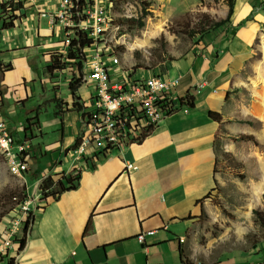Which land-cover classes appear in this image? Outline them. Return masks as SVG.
I'll list each match as a JSON object with an SVG mask.
<instances>
[{
    "label": "crops",
    "instance_id": "1",
    "mask_svg": "<svg viewBox=\"0 0 264 264\" xmlns=\"http://www.w3.org/2000/svg\"><path fill=\"white\" fill-rule=\"evenodd\" d=\"M236 2L226 35H222L216 45L191 49L164 66L162 76L177 82L176 94L181 100L187 94L194 98L193 109L182 107L156 126L142 143L110 150L104 159L97 158L98 153L90 150L85 159L76 164L82 172L79 188L41 203L33 212L34 219L26 232L24 227L20 229L14 248L1 256L0 264H182L187 260L185 238L192 226L191 219L202 215L205 198L215 189L218 149L226 153L238 148L231 138L258 137L245 122L228 123L231 114L243 119L248 115L241 101L231 94L235 87L243 85L253 91L248 69L251 72L255 69L253 80L257 88L254 90L262 99L257 90L262 73L257 72L252 63L257 54L264 55V35L260 30L264 25L262 0H242L238 13ZM53 3L54 0H39L38 6ZM41 20L35 8L26 4L16 27L33 24L26 27L23 53L34 49L35 39H50L51 42L41 43L34 52L37 59L43 58L47 63L48 54L57 51L60 39L52 32L48 21L47 30L41 33ZM16 39H19L18 33ZM23 53L0 62L12 66L11 71H0V117L4 89L36 82L29 64L21 65L19 56ZM18 69L21 71L14 74ZM14 75L16 80L11 82ZM61 76L53 79L62 81ZM43 77L49 82L53 80L46 66ZM65 84L68 87V83ZM60 89V86L59 90L51 89V102L55 94L63 104L59 109L55 102L59 115L45 124L57 126L60 121L61 136L55 145L46 149L53 155L45 169L32 171L31 164L34 150L30 142L43 137L44 124L40 123L39 114L40 127L24 136V142L30 145L29 170L24 179L35 178L36 196L40 194L37 185L43 179L51 177L58 181L73 171L71 150L82 131L84 115L94 105L92 82L80 83L76 92L79 104L84 106L82 111L73 109L71 93L62 95ZM209 112L219 114L221 122L210 119ZM129 165L132 167L128 168ZM26 193L30 197L27 190ZM142 234L143 243L138 240ZM237 253H227L214 264H222V261H226L223 264H264L262 252L255 254L260 255L255 261L254 254L240 250Z\"/></svg>",
    "mask_w": 264,
    "mask_h": 264
},
{
    "label": "rangeland",
    "instance_id": "2",
    "mask_svg": "<svg viewBox=\"0 0 264 264\" xmlns=\"http://www.w3.org/2000/svg\"><path fill=\"white\" fill-rule=\"evenodd\" d=\"M109 1L111 26L103 39L106 43L105 50L119 59L121 69L150 70H138L140 76H162L168 62L183 56L191 49L205 47L207 44L216 45L226 35L230 23L201 35L203 27L206 28L208 23L221 22L227 18L226 0ZM241 2L242 0L236 2L237 13L240 12ZM260 6L264 11V0ZM47 21V18H42L39 26L41 33L47 30ZM26 27H33V24L27 23L19 29L15 27L6 31H1L0 27V62L23 53L21 47L24 44L23 37L27 34ZM260 30L264 35V25L260 26ZM17 33L19 39H16ZM136 41L144 42L145 47L133 48ZM48 42H51L50 39H35L34 49L19 56L22 57L21 65L24 62L29 64L36 82L25 86L15 84L4 89V106L1 112L15 143L24 142L27 121L39 114V121L44 124L43 137L30 142L35 152L31 151L32 171L45 169L49 165L53 154L47 153L46 149L55 145L61 136L60 121L57 126L49 123L46 125L54 120L57 110V104L51 102V89L59 90L60 86L62 95H70L65 84L69 83L70 77H66V73L61 76L62 81L44 80L46 63L43 58L37 59L34 54L41 43ZM259 44L257 40L258 50ZM257 56L252 63L257 72L262 73L257 89L262 99L257 97L254 90L257 82L253 80L255 69L251 67L253 72L248 69V79L253 81V91L243 85L235 87L231 93L236 96L235 99L241 101L240 104L244 105L248 115L243 119L231 114L228 119L230 124L234 121L249 124L252 132L258 136L256 144L239 141L236 137L231 138V142L238 145V148L226 153L218 149L219 164L215 173L217 184L213 194L205 199L203 214L191 219L192 226L185 238L186 261L190 264H214L227 253L238 254L237 250L254 254L253 261L260 259V255H255L257 252L264 253V227L257 216L261 214L264 220V167L260 166L258 159L259 155L264 159V55ZM17 71L21 69L14 74ZM16 77L14 75L10 81H15ZM24 177L13 174L0 154V231L10 223V212L17 208L16 204L25 194L27 196L26 190L30 198L38 197L41 200V192L39 196L34 193L35 178ZM258 188L261 190L258 191ZM223 263L226 261H222Z\"/></svg>",
    "mask_w": 264,
    "mask_h": 264
},
{
    "label": "built area",
    "instance_id": "3",
    "mask_svg": "<svg viewBox=\"0 0 264 264\" xmlns=\"http://www.w3.org/2000/svg\"><path fill=\"white\" fill-rule=\"evenodd\" d=\"M26 4H31L40 18H47L52 32L60 39L57 50L63 56L67 55L71 37L77 31L86 33L94 42L85 52L87 61L81 77V83L94 85V105L84 115L82 131L71 150L73 171H80L76 164L84 160L90 150L93 154L122 150L181 110L176 81L161 75L140 76L138 70L121 69L119 59L105 50L103 39L111 26L109 0H54L46 6H38L39 0H0V17L14 15L17 23ZM29 149L27 142H14L6 122L0 117V154L13 174L22 177L28 172ZM45 179L37 185V190L40 191ZM40 206L38 197L27 196L17 213L11 214L10 223L0 231V256L14 248L17 233ZM138 240L143 243L144 235Z\"/></svg>",
    "mask_w": 264,
    "mask_h": 264
},
{
    "label": "trees",
    "instance_id": "4",
    "mask_svg": "<svg viewBox=\"0 0 264 264\" xmlns=\"http://www.w3.org/2000/svg\"><path fill=\"white\" fill-rule=\"evenodd\" d=\"M227 6H228V13L227 18L221 22L217 23H208V25L203 27V31L201 35L208 34L211 30H215L217 28H221L227 23H229L230 18L233 14L234 4L235 0H226ZM18 18L14 15H10L7 18L0 17V27L1 31L11 30L15 28V23ZM132 22V21H131ZM211 29V30H210ZM94 42L88 36L86 33L77 31L73 34L70 40V46L67 51V55L63 56L60 52L53 51L48 54V60L46 63V72L48 76L53 79L57 75H63L64 73H70V81L68 83V89L73 97V109L77 111L83 110V104L81 103L80 99L77 97L76 92L80 88L81 83V77L83 76V68L87 61V58L85 56L86 50L90 49L93 46ZM12 70V66L10 64H1L0 63V71L1 72H8ZM135 70V69H134ZM137 70H143L146 72H150L149 69L146 68H140ZM54 94V102L58 104L59 109H61V106L63 105L62 102L55 98ZM2 104V94L0 92V105ZM60 105V106H59ZM180 106L185 107L187 109H193L194 107V98L190 96L189 94L186 95V97L182 100H180ZM55 115H59L58 112ZM208 116L210 119H212L215 122L220 123L221 122V116L217 113L209 112ZM40 127L37 114L33 119H30L27 121V127L25 128V133L27 134L32 133L33 129H38ZM154 130V128H150L148 132L144 133L140 140L135 142L134 144H140L142 143ZM239 141L243 142H252L253 144H256V139L254 136H246L242 135L237 138ZM107 152L104 153H98L97 158L100 159V157H103V159L106 157ZM95 167L93 166L92 169ZM81 171H72L71 173H68L67 175H63L58 181H54L53 178L48 177L46 178L43 183L40 185V192H41V202H47L49 199L56 200L61 195L67 192H73L76 191L80 186L81 181ZM216 180H215V186H216ZM210 196V195H209ZM209 196H207L205 199H209ZM27 199V196H23L21 200L16 204V209H12L10 214H15L18 211V207L20 204H22ZM203 214V211H202ZM259 217V221L261 225L264 227V220L261 216V214H257ZM34 218H30L26 221L24 224V231L26 232L27 228L29 227L30 223L33 221ZM88 229V226L86 228V231ZM85 231V232H86ZM22 247L24 246V242L21 243ZM21 247V249H22ZM9 264H13L12 262H9ZM182 264H190L188 261L183 262Z\"/></svg>",
    "mask_w": 264,
    "mask_h": 264
},
{
    "label": "bare ground",
    "instance_id": "5",
    "mask_svg": "<svg viewBox=\"0 0 264 264\" xmlns=\"http://www.w3.org/2000/svg\"><path fill=\"white\" fill-rule=\"evenodd\" d=\"M133 48H141L143 49L145 47L144 45V42H139V41H136L133 45H132ZM258 159H259V162H260V166L264 167V159L259 155L258 156ZM261 188H258V191H260Z\"/></svg>",
    "mask_w": 264,
    "mask_h": 264
}]
</instances>
